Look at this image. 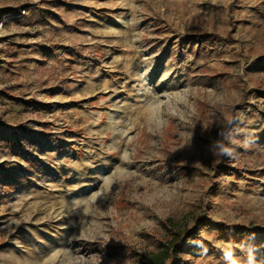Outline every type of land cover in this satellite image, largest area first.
Here are the masks:
<instances>
[{"label": "rangeland", "instance_id": "obj_1", "mask_svg": "<svg viewBox=\"0 0 264 264\" xmlns=\"http://www.w3.org/2000/svg\"><path fill=\"white\" fill-rule=\"evenodd\" d=\"M200 229L186 264H264V0H0V264Z\"/></svg>", "mask_w": 264, "mask_h": 264}, {"label": "trees", "instance_id": "obj_2", "mask_svg": "<svg viewBox=\"0 0 264 264\" xmlns=\"http://www.w3.org/2000/svg\"><path fill=\"white\" fill-rule=\"evenodd\" d=\"M234 123L235 119L227 125V127L230 128L229 132H233L234 130H236V126H234ZM202 230L203 229H200L198 232H195L196 230H192L190 233H186L185 235L183 234V236L179 234L175 235V237L169 242L168 246L166 247V250H164V252L162 253L160 259H158L155 264H186L182 260L183 255L185 253V249L182 248L178 242L183 237L187 240L195 238L200 234Z\"/></svg>", "mask_w": 264, "mask_h": 264}, {"label": "clouds", "instance_id": "obj_3", "mask_svg": "<svg viewBox=\"0 0 264 264\" xmlns=\"http://www.w3.org/2000/svg\"><path fill=\"white\" fill-rule=\"evenodd\" d=\"M224 151H227V149H225Z\"/></svg>", "mask_w": 264, "mask_h": 264}]
</instances>
